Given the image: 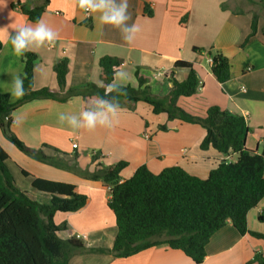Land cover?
I'll return each instance as SVG.
<instances>
[{
	"label": "crops",
	"instance_id": "0c3cea01",
	"mask_svg": "<svg viewBox=\"0 0 264 264\" xmlns=\"http://www.w3.org/2000/svg\"><path fill=\"white\" fill-rule=\"evenodd\" d=\"M46 0H0V94L9 95L16 104L22 100L9 94L10 81L22 79L27 54L35 56L33 90H49L58 99H39L22 104L11 115L21 123L12 125L13 133L30 149L43 151L46 156L54 152L69 167L57 170L54 166L35 161L19 152V167L35 178L63 182L76 186V192L88 197L87 205L75 213H59L57 224H67L60 233L63 239L80 234L84 248L74 252L70 264H196L184 252L168 245L145 250L129 258H118L112 252L117 236L114 213L109 209L110 188L103 182L91 179L92 173L103 166L119 162L128 163L122 172L123 180L130 179L141 166L153 173L180 166L190 174L206 178L215 163L226 159L214 149L202 151L199 145L206 130L196 124L169 121L166 114H154L153 107L145 102L128 104L118 101L116 115L107 109H98L100 99L79 96L66 99L67 90H82L90 84L103 85L100 60L111 57L123 60L112 87H139L138 75L147 80L154 94L165 96L172 87L171 79L183 82L190 70L175 68L179 61L193 64L200 79L198 93L181 98L179 106L193 116L204 118L207 111L218 106L224 111L242 115L251 128L246 146L264 154V20L252 35L254 13L240 9L235 0H128L129 25L135 23L139 31L132 42L126 33L112 25L102 24L97 13L87 16L78 0H49L40 20L57 33L54 43L16 56L8 42L14 28L25 23L35 24L23 7L34 9ZM120 3V0H115ZM152 11L148 16L145 8ZM237 7V8H236ZM247 39H249L248 42ZM245 44V45H244ZM200 50L201 52H197ZM210 52L221 54L231 65L232 78L219 83L212 72ZM61 61L68 63L67 87L60 91L54 67ZM164 75L157 77L156 74ZM61 99V100H60ZM102 110L108 123L97 124L88 130L74 128L75 117L83 125V111ZM63 117V120H61ZM109 124L111 127H109ZM167 126V131H161ZM0 140L5 150L15 146L7 141L0 128ZM16 149V148H15ZM101 155L92 163V155ZM85 157L88 166H81ZM76 161L78 162L75 163ZM231 160V158H227ZM36 164V168L30 165ZM78 165L76 171L73 165ZM54 169V178L50 169ZM33 188V187H32ZM34 189V188H33ZM37 193L38 190H34ZM49 203L51 196L42 192ZM264 200L248 215L249 230L264 235ZM264 255V239L249 234L241 235L231 222L218 231L206 249L201 264H256L255 255Z\"/></svg>",
	"mask_w": 264,
	"mask_h": 264
},
{
	"label": "trees",
	"instance_id": "16d2710c",
	"mask_svg": "<svg viewBox=\"0 0 264 264\" xmlns=\"http://www.w3.org/2000/svg\"><path fill=\"white\" fill-rule=\"evenodd\" d=\"M48 2L46 0L44 5L34 9L23 7V10L35 23L42 18ZM261 2L264 7V0ZM145 12L152 15L147 7ZM258 22V15L254 14L251 37L258 30ZM2 49L0 39V52ZM210 56L217 81L221 84L229 82L232 78L229 60L218 53L210 52ZM35 61V56L27 54L22 75L25 92L20 102L13 104L9 95L0 94V128L5 139L20 152L35 161L58 167L60 159L28 148L12 131L11 115L22 104L39 99L59 100L57 94L47 89L33 90ZM123 63L118 58H102L103 85L90 84L82 90H67L65 98L79 96L87 100L96 97L112 104L123 101L131 105L145 102L153 107L154 114H166L169 121L202 126L206 135L199 149H214L226 159L217 161L206 178L192 175L180 166L156 174L144 165L130 179L122 181L121 174L128 163L98 164L100 168L92 173L91 179L110 188L108 207L114 213L117 227L111 252L118 258H129L168 245L201 264L206 259L212 237L229 222L241 235L264 239V235L252 232L248 227L249 213L264 200V154L247 148L251 128L245 117L218 106L211 107L204 118L181 108L179 100L196 95L201 85L193 64L184 61L177 62L175 68L189 69L187 79L179 82L172 78V87L165 96L154 94L147 80L139 75L138 88L118 86L113 88H121L120 92H108ZM67 70L65 61L54 67L61 92L66 91ZM160 130L167 131L168 127L161 126ZM100 155L93 154L92 163ZM10 159L9 153L0 145V264H70L74 252L83 249L84 245L77 238L63 239L60 233L67 229V224H57L55 217L59 213L83 209L88 197L77 193L75 185L34 177L33 188L51 196L49 203H40L16 185L8 166ZM63 163L67 169L69 166ZM73 166L79 170L78 165ZM21 171L27 177L31 176L26 170ZM260 221L264 222V214ZM253 262L264 264V255L257 253Z\"/></svg>",
	"mask_w": 264,
	"mask_h": 264
},
{
	"label": "clouds",
	"instance_id": "9594fccd",
	"mask_svg": "<svg viewBox=\"0 0 264 264\" xmlns=\"http://www.w3.org/2000/svg\"><path fill=\"white\" fill-rule=\"evenodd\" d=\"M79 7L88 13H97L98 19L102 24L112 25L120 28L123 33H126L125 39L132 42L139 31L135 23L129 25L130 20L128 15V0H120L116 3L115 0H78ZM14 33L9 34L8 42L11 45V51L16 56H22L25 52L35 48L42 47L46 44L54 43L57 39V33L53 31L43 20H37L35 24L25 23L14 28ZM120 79L125 78L124 73H117ZM111 91H121V88H113L111 85L107 89ZM24 82L20 77L10 81L9 94L12 98H20L24 95ZM107 109L108 113L116 115L119 104H112L106 100H101L98 109ZM83 125L79 124L75 117L71 118L70 123L74 128L85 127L92 130L97 127V124L104 125L108 123V117L102 110L98 111H83L81 113ZM63 120V117H61ZM21 123L19 118L13 119V124ZM109 127L111 125L109 124Z\"/></svg>",
	"mask_w": 264,
	"mask_h": 264
},
{
	"label": "rangeland",
	"instance_id": "374dc122",
	"mask_svg": "<svg viewBox=\"0 0 264 264\" xmlns=\"http://www.w3.org/2000/svg\"><path fill=\"white\" fill-rule=\"evenodd\" d=\"M235 1H237L238 7L240 9H244V10L250 9L254 14L258 15L259 19L262 18L264 20V7H263L261 0H235ZM0 145L4 149H6L4 144H2L1 140H0ZM15 148L13 150H9V155L11 159L8 162V166L15 178L16 185L21 190L28 193L31 197L33 198L35 197L37 200L42 201V202H47V199H44L46 196L42 192L37 193L36 191H34L35 189L32 188L33 187L32 183L34 180L33 176H38V175L36 173H33L32 174L33 176L27 177L26 175L22 173L21 168L19 167V164L21 161V156L19 155L20 151L19 152L17 151L16 146ZM49 153H51V156H55V158L57 159L59 158L58 156H56V154H54V152L50 151ZM80 162H81V166H83L84 168L88 166V161L85 159V157L81 158ZM75 163L78 164V162L76 161V158H75ZM53 165H56V163H54ZM57 165L58 167H55L57 168V170L59 169V170L65 171L63 162L60 161L59 163H57ZM30 166L36 168V164H32ZM49 172H51V176L49 178H54V176H52V174H54V169H52V167ZM40 177L45 178V176H42V174L40 175Z\"/></svg>",
	"mask_w": 264,
	"mask_h": 264
},
{
	"label": "built area",
	"instance_id": "2783aa9c",
	"mask_svg": "<svg viewBox=\"0 0 264 264\" xmlns=\"http://www.w3.org/2000/svg\"><path fill=\"white\" fill-rule=\"evenodd\" d=\"M86 14H87V16H90L91 13L86 12ZM162 75H164L163 72H159L156 74L157 77H161ZM76 238L81 240V239L85 238V236L78 234V235H76Z\"/></svg>",
	"mask_w": 264,
	"mask_h": 264
}]
</instances>
